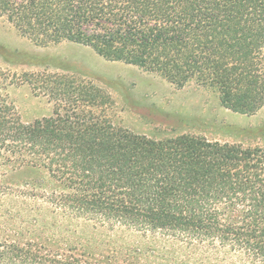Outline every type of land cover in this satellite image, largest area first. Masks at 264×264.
I'll list each match as a JSON object with an SVG mask.
<instances>
[{"label": "trees", "instance_id": "trees-1", "mask_svg": "<svg viewBox=\"0 0 264 264\" xmlns=\"http://www.w3.org/2000/svg\"><path fill=\"white\" fill-rule=\"evenodd\" d=\"M0 18L37 44L86 46L174 86L211 89L232 112L264 106V0H0ZM24 77L66 101L67 89L48 84V75ZM70 100L73 111L82 102ZM95 117L73 112L24 126L0 103V157L11 168L45 170L61 187L47 202L64 214L217 243L264 264V148L191 136L158 142ZM95 245L61 258L8 244L0 264H133L129 250Z\"/></svg>", "mask_w": 264, "mask_h": 264}, {"label": "rangeland", "instance_id": "rangeland-1", "mask_svg": "<svg viewBox=\"0 0 264 264\" xmlns=\"http://www.w3.org/2000/svg\"><path fill=\"white\" fill-rule=\"evenodd\" d=\"M261 54L264 60V48ZM37 73L67 89L66 101L54 99L40 84L34 91L24 82L25 74ZM84 93L94 99L86 101ZM75 98L82 102L73 111L75 103L68 100ZM0 103L24 126L74 112L158 142L191 136L264 148V106L251 114L232 112L211 89L194 83L174 86L137 66L107 61L86 46L37 44L5 18H0ZM4 161L0 157V246L44 248L49 256L67 258L72 248L85 251L98 244L112 252L129 250L133 264H261L217 243L188 244L64 214L47 202L61 187L45 170L11 168Z\"/></svg>", "mask_w": 264, "mask_h": 264}]
</instances>
